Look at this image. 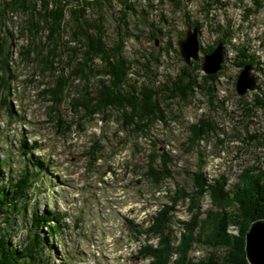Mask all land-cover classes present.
<instances>
[{"label": "rangeland", "instance_id": "1", "mask_svg": "<svg viewBox=\"0 0 264 264\" xmlns=\"http://www.w3.org/2000/svg\"><path fill=\"white\" fill-rule=\"evenodd\" d=\"M131 3L134 11L127 14L128 38L124 54L133 63L131 78H137L139 83L150 82L156 73V85L161 86L165 80L172 84L171 78L179 73L183 64H187L180 54L177 40L184 37L188 26L197 28L200 42L199 57L187 64L189 66L193 61L200 64L203 54L211 51L207 49L221 42L218 39L224 36L227 27L232 29L231 36L225 38L224 44L221 42L225 61L216 72H222L215 84L218 98L209 100L203 90L195 92L193 98L186 102L160 96L161 100H166V120L152 124L150 135L146 137L131 130H122L115 112L107 121L95 117L85 122L84 131L75 127L65 136H60L54 119L47 114L46 100L38 94L41 88L38 79L29 81L32 67L22 62L17 54L19 44L25 40L16 42L9 39L13 44L10 74L16 75L17 79L9 81L7 97L4 98L5 91L0 92L1 169L5 175L17 176L22 168H32L30 156L33 160L40 157L48 163L47 169L41 172L33 185L25 209L20 205L22 208L15 213L6 238L11 240V245L26 241L33 223L30 219L33 209L43 212L48 207L54 208L58 214L65 212L63 242L57 243V237L51 236L44 225L39 227L38 232L44 241L54 246L46 250L49 264H61L62 261L63 264H107L112 261L123 264L122 258H114L119 254L118 238L125 240L122 246L127 247L126 256L138 248V244L125 232L126 226L121 219L123 214L138 222L146 214L154 213L163 203H169L167 190H173L177 185L191 187V174L198 165V156L196 149L186 150L185 140L188 125L204 114L210 115L223 129L219 135L211 134L209 141H202L200 145L207 178L224 175L228 179L227 186L231 187L242 169L264 167V144L251 138L252 134H262L264 120L260 113L242 117L238 103L239 97L246 96L250 100L252 92L264 93V0H131ZM122 7L121 0H114L106 14L108 44L114 42L116 29L121 25L119 9ZM21 20L22 17L16 15L0 26V36L9 38L8 35L13 33L16 37ZM160 29L163 33L158 32ZM238 45L255 53L260 61L259 69L251 63L259 90L248 91L241 96L236 91L235 82L242 67L234 65L233 61ZM201 73L216 74L202 69ZM7 107L13 112L11 116L6 111ZM61 110L65 119L77 118L68 105L64 104ZM22 136L28 145L36 141L37 148L28 154L29 158L20 152L19 139ZM217 136L224 139L222 144L217 141ZM149 139L160 151H167L173 157V178L164 182L160 193H156L154 186L141 176L146 155L152 148ZM94 140L99 141L102 157L91 164L87 151ZM110 164L111 174L106 173L100 181ZM4 181L0 180V186ZM145 203L148 205L142 208ZM187 203L180 201L174 211L177 221L173 222V227L177 234L178 221L190 216ZM210 203V198L204 197L202 208L210 207ZM3 224L0 219V226L6 228L7 225ZM231 230L237 232L235 228ZM209 252L208 247L198 245L190 254L196 260Z\"/></svg>", "mask_w": 264, "mask_h": 264}, {"label": "trees", "instance_id": "2", "mask_svg": "<svg viewBox=\"0 0 264 264\" xmlns=\"http://www.w3.org/2000/svg\"><path fill=\"white\" fill-rule=\"evenodd\" d=\"M113 2L0 0V26L16 15L22 17L16 37L13 33L8 35L9 38L0 36V92L5 91L4 98L10 93L9 81L17 79L16 75L10 74L13 44L9 39L16 42L25 40L19 44L17 54L22 62L32 67L29 81L38 79L41 86L38 94L46 100L47 114L54 119L60 136H65L75 127L84 131L85 122L95 117L107 121L115 112L122 130H131L146 137L150 135L152 124L166 120V100H161L160 96L186 102L193 98L195 92L203 90L209 100L218 98L215 84L222 72L202 74L200 64L194 61L191 66L183 64L179 73L171 78L172 84L165 80L161 86L156 85V73L148 83H139L137 78H131L133 63L125 56L124 46L128 38L127 14L134 11L133 3L121 0V25L116 29L114 42L108 44L105 22ZM231 30L227 27L224 36L218 40L224 44L225 38L231 36ZM158 32L163 33L161 29ZM213 48L210 46L207 50ZM236 49L234 65L241 68L250 62L259 69L260 61L255 53L239 45ZM238 103L242 117L260 113L264 120V93L252 92L250 100L246 96L239 97ZM64 104L77 115L76 119L64 118L61 110ZM8 107L6 111L11 116L13 112L11 106ZM222 130L210 115L204 114L190 123L185 146L186 150L196 149L198 156V165L191 174V187L177 185L173 190L165 189L169 203H163L154 213L146 214L138 222L123 214L121 219L126 226L125 232L134 243H140L129 256L134 261L132 264H137L140 259L147 260L143 264H249L244 251V236L253 220L264 219V167L242 169L231 187L227 186L228 179L224 175L207 178L200 145L202 141H209L211 134L219 135ZM217 137L222 144L224 139ZM251 138L264 144V130L262 134H252ZM149 143L152 148L146 155L141 176L154 186L156 193H160L164 182L173 178V157L167 151H160L154 141L149 139ZM19 147L22 156L28 157L37 145L36 141L28 145L22 136ZM87 152L91 164H95L102 157L99 141L94 140ZM29 161L32 168H22L17 176L5 175L0 164V180H5L0 186V219L3 225H7L6 228L0 226V264H49L46 250L54 246L48 245L39 234V227L43 225L51 236L57 237V243L63 242L66 214H58L54 208L48 207L43 212L30 211L33 223L24 243L11 245V240L6 238L15 213L22 208L20 205L25 209L33 185L41 172L47 169V160L40 157L33 160L30 156ZM112 170L110 164L100 181ZM206 196L210 198L211 206L203 209L202 199ZM180 201L188 202L186 209L190 216L178 221L177 234L173 222L177 221L174 211ZM147 205L142 204V208ZM117 214L120 217V211ZM74 226L77 227V223ZM232 228L237 232L234 233ZM152 239L154 243L150 242ZM124 241L118 238V243L123 244ZM198 245L208 247L210 252L195 260L190 253Z\"/></svg>", "mask_w": 264, "mask_h": 264}, {"label": "water", "instance_id": "3", "mask_svg": "<svg viewBox=\"0 0 264 264\" xmlns=\"http://www.w3.org/2000/svg\"><path fill=\"white\" fill-rule=\"evenodd\" d=\"M66 1V0H62ZM77 2L79 0H72ZM197 28L188 26L184 37L177 40L180 54L187 64L192 60H197L200 51V42L197 37ZM225 61L223 45L218 42L217 45L208 53H204L201 60V69L207 73H216L222 68ZM251 63H245L239 71L235 88L237 93L245 95L248 91L259 90L257 77L251 70ZM244 251L249 264H264V219L258 218L251 222L248 231L244 237Z\"/></svg>", "mask_w": 264, "mask_h": 264}, {"label": "built area", "instance_id": "4", "mask_svg": "<svg viewBox=\"0 0 264 264\" xmlns=\"http://www.w3.org/2000/svg\"><path fill=\"white\" fill-rule=\"evenodd\" d=\"M123 251V250H122ZM119 255V254H118ZM114 258H119V256H115ZM107 264H117V262L116 261H112V262H110V263H107Z\"/></svg>", "mask_w": 264, "mask_h": 264}]
</instances>
